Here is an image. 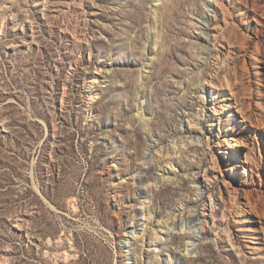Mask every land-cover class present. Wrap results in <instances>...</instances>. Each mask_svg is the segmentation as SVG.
<instances>
[{
    "label": "rangeland",
    "instance_id": "rangeland-1",
    "mask_svg": "<svg viewBox=\"0 0 264 264\" xmlns=\"http://www.w3.org/2000/svg\"><path fill=\"white\" fill-rule=\"evenodd\" d=\"M262 213L264 0H0V264H264Z\"/></svg>",
    "mask_w": 264,
    "mask_h": 264
},
{
    "label": "bare ground",
    "instance_id": "bare-ground-1",
    "mask_svg": "<svg viewBox=\"0 0 264 264\" xmlns=\"http://www.w3.org/2000/svg\"><path fill=\"white\" fill-rule=\"evenodd\" d=\"M206 17H208V16H206ZM203 20V23H207V21L205 20V19H202ZM206 28L205 27H203V33L204 34H206ZM249 49V48H248ZM232 80H233V83H234V85H236L235 83H238V82H242V80H244V79H242V76L241 75H239V74H234V75H232ZM240 82V83H241ZM251 90V89H250ZM193 95H195L196 97H194L193 98V101H194V104H196V105H200V104H202L203 102H204V87L203 86H201V85H198L193 91ZM194 117V116H193ZM193 119V118H192ZM198 125H199V123H198ZM188 135L190 136V137H192L193 139L194 138H197L199 135H198V132L197 131H189L188 132ZM223 142L225 143V145H228V147H231V145L229 144V142H228V140L226 139V136H223ZM233 147H234V145H233ZM167 152L169 153V151L167 150ZM196 183V182H195ZM198 189H200V186H199V188ZM199 196H201V195H199ZM249 199V198H248ZM250 201V200H249ZM197 205L198 204H196V207H197ZM255 204L253 205V204H250V207H252V210H254V209H256L255 208ZM181 215V217H180V220H181V230L180 231H186V225H185V223L182 221L183 220V218H184V216H183V214L181 213L180 214ZM264 215V213H262V216ZM196 217H197V220L198 221H200V217H199V215L196 213ZM261 217V216H260ZM179 220V221H180ZM173 223V222H172ZM177 224H176V222H174L172 225H168V223H163V225H162V227H161V230H167V232L168 231H171V230H174V229H176L177 228V226H176ZM197 230H198V234L200 233V232H202V231H206L207 230V227H206V225H205V223L204 222H202V223H200V224H198L197 225ZM197 233V232H196ZM131 234L134 236L135 235V232L134 231H132L131 232ZM160 237H158L157 238V240L155 241V243H154V246L155 247H157L159 244H160ZM127 241H129L128 239H127ZM195 243V242H194ZM193 243V244H194Z\"/></svg>",
    "mask_w": 264,
    "mask_h": 264
}]
</instances>
